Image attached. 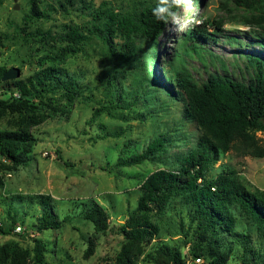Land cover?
I'll list each match as a JSON object with an SVG mask.
<instances>
[{
    "label": "rangeland",
    "instance_id": "1",
    "mask_svg": "<svg viewBox=\"0 0 264 264\" xmlns=\"http://www.w3.org/2000/svg\"><path fill=\"white\" fill-rule=\"evenodd\" d=\"M143 1L149 5L156 0H140ZM128 2L137 0H18L20 8L15 10L14 0H0V67L6 70L19 68L20 80L32 78L44 68L40 66L43 57L68 29L79 28L88 34L93 19L91 8L99 9L109 3L113 9H118ZM32 10L36 15L30 18ZM178 12L185 20L195 18L201 20L200 24L207 22L209 32L216 30V23L221 22L222 30L214 32L216 42H203V59L195 54L186 58L187 68L196 80L202 83L210 73L218 72L247 82L245 61L236 55L261 54L263 50L250 42L248 32L251 29L242 24L241 12L229 9L226 0H193L190 7ZM194 25L189 24L182 32H174L165 24L155 54L147 41L139 42L138 47L142 48L140 60L151 73L144 86L150 92L148 100L153 99L150 107L106 111L90 122L95 109L108 106L111 99L104 79L122 64L92 36H89L84 53L67 58L66 63L60 65L70 74L82 77L81 84L88 88L66 112L53 108L51 117L30 127L35 146L25 165L18 170H0V223L7 229L9 214L15 215L12 210H16L19 214L16 226L23 229L17 234L23 238L14 236L13 232L0 238V248H3L0 264H37L36 252L39 251H43L41 264L119 263L126 246L125 231L132 227L142 228L143 219L139 215L135 222L128 223L140 198L141 186L151 174L173 167L176 159L180 161L188 155L201 135L192 124H182L184 103L166 95V92L175 93L166 75L170 77L171 63L181 40ZM43 33L50 34L49 40L42 36ZM229 37L239 38L240 46L230 43ZM135 62L140 68L141 62ZM154 67L156 74L152 71ZM118 77V83L123 86L136 80L135 75ZM14 84L18 83H11ZM13 88L16 87L11 86L16 91ZM4 93L5 88L0 87V97L7 99ZM19 96L18 90L14 92V97ZM86 97H92V100ZM163 97L168 101L162 105ZM0 124L5 127L8 123L3 119ZM160 136H166L167 147L158 160H147L133 167H116L118 155L127 159L140 154ZM257 137L264 144V133L258 132ZM63 162L72 166L66 167ZM223 171H233L250 189L264 191V158L242 157L229 152L211 166L207 177L212 178ZM40 196L44 198L41 204V199L39 202L31 199ZM98 207L103 209L102 215L106 217L99 216L97 220L102 222L96 225L87 217ZM45 209L51 213V220L60 225L39 232L35 225ZM146 219L154 226L152 230L149 228L153 235L129 254L128 264H173L176 253L190 256L187 264L211 263L212 260L204 256L200 259L191 256L193 241L190 237L178 236V218L171 222L159 213H151ZM234 219V230L225 234L223 251L232 249L225 264H264V237L257 225H251L242 216ZM242 236L247 239L249 251L252 248L260 251L259 263L252 262V256L243 254L239 244ZM11 253L15 256L11 257Z\"/></svg>",
    "mask_w": 264,
    "mask_h": 264
},
{
    "label": "trees",
    "instance_id": "2",
    "mask_svg": "<svg viewBox=\"0 0 264 264\" xmlns=\"http://www.w3.org/2000/svg\"><path fill=\"white\" fill-rule=\"evenodd\" d=\"M145 2H128L118 9H113L109 3H104L99 9L91 8L93 19L88 27V34L79 28L68 29L65 35H61L60 41L55 42L51 52L43 57L40 66L44 68L26 81L18 79L3 82L2 77L7 70L0 67V87L5 88L4 95L8 97H0V121L4 119L8 123L5 127L0 124V153L7 160L6 163L0 161V170H18L25 165L31 159L35 146V140L29 133L30 127L51 117L50 111L53 108L66 112L67 108L70 109L82 98L84 90L88 88L81 84L82 77L70 74L66 67L61 68L60 65L65 64L67 58L84 53L89 36L100 42L111 57L122 61L120 67L109 74V78H103L111 99L108 106L95 109L90 122L106 111H132L151 106L149 103L153 99L151 97L148 100L150 92L144 88L146 78L151 73L140 60L142 48L138 45L140 41H147L155 54L157 40L164 33L165 24L156 20L152 14L157 0L149 5ZM226 6L241 12L242 24L251 29L248 32L250 42L258 45L263 52L236 55L245 61L249 78L247 82L215 72L210 73L206 81L199 83L187 68L186 58L195 54L203 59V42H216L217 35L214 32L222 30L221 22L216 23L217 28L213 32H209L207 22L196 24L186 31L174 62L171 63V75H166L175 93L166 92V95L170 94L184 103L182 124H192L201 135L197 146L188 155L180 161L176 159L173 167L151 174L141 186L140 198L128 223L135 222L139 215L143 219L142 228L132 227L130 231H125L126 246L120 254L118 264H128L129 254L153 235L149 228L152 230L154 226L146 219L151 213H159L171 222L178 218V236L190 237L193 241L191 256L194 259L204 256L212 260L210 264L226 263L232 249L223 251V246H226L224 239L227 232L234 230L235 217L242 216L251 225H257V230L264 237V191L250 189L233 171H223L212 178L207 177L211 166L229 152L242 157L264 158V144L257 137L258 132L264 133V0H226ZM33 15H36L34 10L30 18ZM42 36H46V40L50 38L49 33H43ZM116 40L120 42L116 43ZM228 40L237 46L241 44L237 37H229ZM135 60L141 62L140 68ZM47 63L50 65L46 66ZM152 71L156 74V67ZM119 75L122 78L135 75L136 80L129 86H123L118 83ZM139 80L142 81L137 83ZM11 86L16 87L13 88L16 91ZM17 90L20 96L14 97ZM91 98L86 97L90 101ZM162 99V105L168 101L165 97ZM165 147L166 136L157 137L140 154L127 159L122 154L118 155L116 167H133L142 165L147 160H158L162 156L160 153L166 150ZM63 164L66 167L72 166L68 162ZM101 168L105 170L104 167ZM31 199H41L38 201L41 204L44 198L40 196ZM172 202L174 203L167 207ZM12 211L15 215L9 214V227L6 229L5 224L1 223V234L14 233L19 214L16 210ZM102 214L103 209L98 207L87 219L97 225L102 222L97 220L99 216L106 217ZM51 218V213L45 209L35 225L39 232L59 227L60 224ZM13 235L23 238V235L17 233ZM246 243V237H240L239 244L243 247V254L245 257L252 256V262L259 263L260 251H255L254 248L249 251ZM2 249L0 248V252ZM42 254L43 251L36 252L37 264H41ZM13 256L15 255L11 253V257ZM189 258L188 255L183 257L176 253L173 264H187Z\"/></svg>",
    "mask_w": 264,
    "mask_h": 264
},
{
    "label": "clouds",
    "instance_id": "3",
    "mask_svg": "<svg viewBox=\"0 0 264 264\" xmlns=\"http://www.w3.org/2000/svg\"><path fill=\"white\" fill-rule=\"evenodd\" d=\"M193 0H157L152 14L156 20L171 26V31L182 32L189 24H200L201 20L191 18L183 19L177 10L190 7Z\"/></svg>",
    "mask_w": 264,
    "mask_h": 264
},
{
    "label": "water",
    "instance_id": "4",
    "mask_svg": "<svg viewBox=\"0 0 264 264\" xmlns=\"http://www.w3.org/2000/svg\"><path fill=\"white\" fill-rule=\"evenodd\" d=\"M14 2L16 3L14 9L18 10L20 8L18 5V0H14ZM20 77H21V70L17 67H13V68L7 70L3 74L2 81L3 82L15 81V80L20 79Z\"/></svg>",
    "mask_w": 264,
    "mask_h": 264
},
{
    "label": "built area",
    "instance_id": "5",
    "mask_svg": "<svg viewBox=\"0 0 264 264\" xmlns=\"http://www.w3.org/2000/svg\"><path fill=\"white\" fill-rule=\"evenodd\" d=\"M0 161H2V162H4V163L7 162V160L2 156L1 153H0ZM0 226H2L1 223H0ZM21 232H23V229H22L19 225L16 226V228L14 229V233L20 234ZM4 236H5V234H1V233H0V238H1V237H4Z\"/></svg>",
    "mask_w": 264,
    "mask_h": 264
}]
</instances>
